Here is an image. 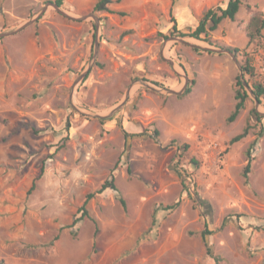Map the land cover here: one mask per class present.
<instances>
[{
    "label": "rangeland",
    "instance_id": "1",
    "mask_svg": "<svg viewBox=\"0 0 264 264\" xmlns=\"http://www.w3.org/2000/svg\"><path fill=\"white\" fill-rule=\"evenodd\" d=\"M53 1L0 0V34L39 15L0 37V264H264V121L229 145L252 101L226 123L244 57L215 46L264 81L244 32L264 0H241L213 45L169 33L228 0ZM111 178L119 193L86 204L96 237L89 218L68 228Z\"/></svg>",
    "mask_w": 264,
    "mask_h": 264
},
{
    "label": "trees",
    "instance_id": "2",
    "mask_svg": "<svg viewBox=\"0 0 264 264\" xmlns=\"http://www.w3.org/2000/svg\"><path fill=\"white\" fill-rule=\"evenodd\" d=\"M111 0H98L95 4L93 9L98 8L100 5L110 4ZM53 4L57 7L62 6V0H55ZM242 6L241 0H228L225 8L215 7L209 8L206 10L200 20L198 21L197 26L192 30L189 29L187 33H183L176 28V22L173 21V26L171 27V32L169 33L170 36L176 38H191L198 41H203L208 43L209 45H213L210 35L214 32L222 21L230 20L234 21L236 15ZM246 9L250 12V16L244 26L245 36L247 38V43L253 44L254 46L261 48L264 42V14L262 11L258 10L257 8L252 9V7L248 4L245 5ZM119 16H125V13L119 12L117 13ZM221 50L226 52L232 53L234 56L239 54H243L244 60L241 63V75L236 78V83L234 87L235 91V105L233 111L226 119V123H232L240 111L245 109V102L250 100L252 101V107L248 111V115L243 126L242 131L239 134H236L229 140V145H232L239 140L245 138L250 131L254 130L257 127L262 126V122L264 121V113H261L258 110V106H262L264 108V81L261 78V75L257 73L256 66L254 64L253 58L250 54L246 53V51L240 50L236 47L227 46V45H215ZM194 85V81L191 80L189 84H187L183 96L188 95L191 90L192 86ZM252 94L250 95L249 92ZM256 103L258 105H256ZM104 119H101L103 122ZM155 134L158 135V132L155 130ZM182 149L185 151L187 146L184 145ZM192 164H197L193 159H191ZM250 170V163L248 162L244 167V176L248 174ZM129 173V170H127ZM43 175V168L40 169L39 174L34 178L33 182L31 183L30 188L27 191V194H31L36 186V182L41 179ZM106 189H111L114 192L119 193V189L115 184L113 178H111L108 182H104L101 186L94 192L88 193L85 196V199L80 206L78 212L80 214L79 217H75V219L71 222L68 228L74 227L79 221H82L84 218H89L94 224V237H96L98 233L97 223L94 219L90 218L88 211L86 210V204L88 200H90L94 194H99ZM120 204L123 208H125V202L122 198L119 199ZM177 204L173 205L169 208H174ZM72 236H75V232H71ZM202 236L205 233H201ZM57 238L55 237L54 240ZM52 244V243H50Z\"/></svg>",
    "mask_w": 264,
    "mask_h": 264
},
{
    "label": "water",
    "instance_id": "3",
    "mask_svg": "<svg viewBox=\"0 0 264 264\" xmlns=\"http://www.w3.org/2000/svg\"><path fill=\"white\" fill-rule=\"evenodd\" d=\"M53 7L57 10V11H60V9H59V7H57L56 5H53ZM43 12V10L41 11V13ZM38 17H39V15L35 18V19H33V20H30V21H27L26 23H24L21 27H19L18 29H15V30H13V31H10V32H7V33H1L0 34V37H7V36H12V35H15L16 33H18V32H20V31H22L24 28H26L27 26H29L30 24H32L35 20H37L38 19ZM182 42H185V41H183V40H181ZM195 46V45H194ZM97 49H98V45L96 44V47H95V50H94V53H93V59L96 57V55H97ZM222 52H226V51H224V50H221ZM226 53H228L232 58L234 57V55L232 54V53H229V52H226ZM238 71H239V78H241L242 77V75H241V66L238 64ZM187 82H188V79H187V77H186V81H185V84H184V86H183V88L180 90V91H177V92H175V91H172V90H168L167 91V93H169V94H171V95H175V96H179V95H182L183 94V92H184V90H185V88H186V86H187ZM144 86H146V87H148L149 88V86H148V84H145L144 83ZM247 91L249 92V90L247 89ZM249 94L250 95H252L250 92H249ZM129 95V92H127L126 93V98H127V96ZM256 105H258L257 103H256ZM118 108L119 107H117V108H115L113 111H111V113H109V115L108 116H110L111 114H113L115 111H117L118 110ZM96 118H99V119H104V118H106V117H103V116H99V115H94Z\"/></svg>",
    "mask_w": 264,
    "mask_h": 264
}]
</instances>
